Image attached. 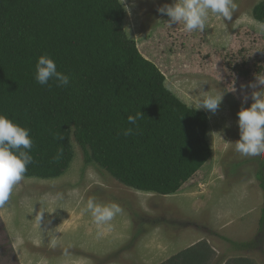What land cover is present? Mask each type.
Listing matches in <instances>:
<instances>
[{
	"label": "rangeland",
	"instance_id": "1",
	"mask_svg": "<svg viewBox=\"0 0 264 264\" xmlns=\"http://www.w3.org/2000/svg\"><path fill=\"white\" fill-rule=\"evenodd\" d=\"M119 1L126 39L142 55L155 56L167 90L191 108L205 95L223 94L214 115L200 110L209 120V167L177 194L141 193L85 164L72 138L73 158L64 174L24 178L0 207V264H164L198 243L208 246L207 264H264V154L245 157L235 148L237 113L253 103L250 88L242 103L241 85L264 69V24L253 17L264 0H236L231 22L209 13L205 31L191 33L179 23L169 26V17L157 12L173 0ZM242 66L247 78L234 69ZM93 196L122 209L100 230L91 213L82 211ZM39 210L45 212L41 225Z\"/></svg>",
	"mask_w": 264,
	"mask_h": 264
},
{
	"label": "trees",
	"instance_id": "2",
	"mask_svg": "<svg viewBox=\"0 0 264 264\" xmlns=\"http://www.w3.org/2000/svg\"><path fill=\"white\" fill-rule=\"evenodd\" d=\"M123 13L119 0H0V114L29 129L33 163L24 178L64 174L73 158L72 138L85 164L141 193L177 194L208 169V116L165 88L155 56L142 55L126 39ZM253 17L264 24V2L253 8ZM41 55L70 77L69 85L35 81ZM243 66L234 69L247 78ZM139 112L144 115L130 124L127 117ZM209 260L208 246L198 243L164 264Z\"/></svg>",
	"mask_w": 264,
	"mask_h": 264
},
{
	"label": "clouds",
	"instance_id": "3",
	"mask_svg": "<svg viewBox=\"0 0 264 264\" xmlns=\"http://www.w3.org/2000/svg\"><path fill=\"white\" fill-rule=\"evenodd\" d=\"M124 2V0H123ZM238 10L236 0H173L171 5L165 4L157 8V12L167 15L169 26L182 24L186 32H204L209 13L221 17L225 22H231ZM125 11L130 14V9L125 6ZM35 81L40 85H49L53 81L57 87L69 85L70 77L58 71L56 62L48 55H41L35 65ZM245 88H250V98L253 101L250 107L241 108L237 113L240 138L235 141L236 151L245 157H258L264 154V75H256L255 80L247 85H241V100L246 103L249 95ZM235 92V87H232ZM222 95H205L194 101L192 111L206 110L213 115L217 112L222 103ZM144 114L139 112L135 116H128L130 124H136ZM210 118V117H209ZM132 129H126L124 135H130ZM63 139V137H58ZM33 140L29 135V129L20 126L9 119L6 115L0 114V207L9 201L14 187L25 177L27 166L33 163L30 155ZM59 159V154L54 160ZM62 198L61 194H57ZM34 211V209L32 210ZM84 212H90L97 225L98 230L119 214L122 209L116 203H99L96 198L89 197ZM43 211L35 214L37 224L42 223ZM102 235V231H98ZM55 239L52 240L55 246Z\"/></svg>",
	"mask_w": 264,
	"mask_h": 264
}]
</instances>
